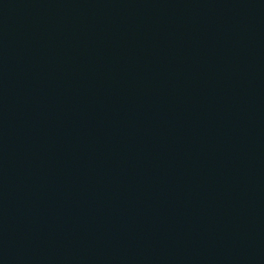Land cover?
I'll list each match as a JSON object with an SVG mask.
<instances>
[{
	"label": "water",
	"instance_id": "1",
	"mask_svg": "<svg viewBox=\"0 0 264 264\" xmlns=\"http://www.w3.org/2000/svg\"><path fill=\"white\" fill-rule=\"evenodd\" d=\"M0 264H264V0H0Z\"/></svg>",
	"mask_w": 264,
	"mask_h": 264
}]
</instances>
